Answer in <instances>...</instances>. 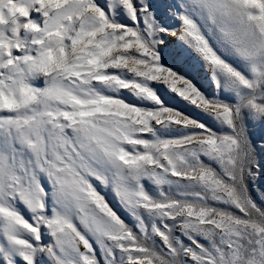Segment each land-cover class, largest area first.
Masks as SVG:
<instances>
[{
  "label": "snow or ice",
  "instance_id": "6c2138e0",
  "mask_svg": "<svg viewBox=\"0 0 264 264\" xmlns=\"http://www.w3.org/2000/svg\"><path fill=\"white\" fill-rule=\"evenodd\" d=\"M0 264H264V0H0Z\"/></svg>",
  "mask_w": 264,
  "mask_h": 264
}]
</instances>
